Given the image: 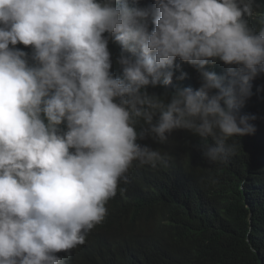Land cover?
Segmentation results:
<instances>
[{
    "label": "trees",
    "instance_id": "1",
    "mask_svg": "<svg viewBox=\"0 0 264 264\" xmlns=\"http://www.w3.org/2000/svg\"><path fill=\"white\" fill-rule=\"evenodd\" d=\"M27 198L43 264H264V0H0V234Z\"/></svg>",
    "mask_w": 264,
    "mask_h": 264
},
{
    "label": "clouds",
    "instance_id": "2",
    "mask_svg": "<svg viewBox=\"0 0 264 264\" xmlns=\"http://www.w3.org/2000/svg\"><path fill=\"white\" fill-rule=\"evenodd\" d=\"M76 72V71H75ZM113 120V118H112ZM114 128V125L111 121L107 119H103L93 123V127L90 129H86L80 133V138L85 141H92L93 144L96 142L103 143L107 140V138L111 135V132ZM101 129H106V132L102 133ZM123 129V128H122ZM124 132L126 130L123 129ZM109 152H113L116 155H120V160L115 163L114 167H121L124 163L129 161V154L123 147L119 146H108L105 145ZM101 154H106V151H102ZM122 168H119V172L121 173ZM85 174L91 175V171L89 169L84 171ZM36 193H40L42 196L43 194L36 190ZM59 195L61 198L65 197L62 184L60 183V190ZM43 198L46 199L44 196ZM5 222L6 224L11 225H20L24 222L34 223L38 228L35 232V235H27L21 229H14L13 233L11 234H0L2 238H16L19 240L18 243L29 253L30 255H34L40 264H43L40 257L35 255L32 252V248L29 247L25 241H28L31 244L39 246L41 249L44 250H54L58 248V239L61 238L63 235L67 234V230L65 228L63 219L56 215L55 212L50 210L43 209L41 204L35 198H27L24 200L23 206V215L19 218L14 216H9L8 213L5 215ZM22 247H17L15 249V253L19 252L21 254V264H24L22 255L27 254ZM0 246V250L4 251L3 257L0 260V264H12L8 262H4V258L8 253H14L13 251L7 250ZM28 249V250H27Z\"/></svg>",
    "mask_w": 264,
    "mask_h": 264
},
{
    "label": "rangeland",
    "instance_id": "3",
    "mask_svg": "<svg viewBox=\"0 0 264 264\" xmlns=\"http://www.w3.org/2000/svg\"><path fill=\"white\" fill-rule=\"evenodd\" d=\"M226 28H227V25L226 26H222L219 30H218V32L219 33H222V34H224L225 33V31H226ZM6 99L8 100V104L10 103V97H8V96H6ZM19 105V104H18ZM102 130V133H104V132H106V129H101ZM9 240V242L10 243H12V244H15V245H17L18 244V246L19 247H22L19 243H18V239L16 238V240L15 239H12V238H8ZM7 243V242H6ZM7 244H9V243H7ZM23 248V247H22ZM5 250V249H4ZM23 250L27 253V251L23 248ZM28 250V249H27ZM14 253H15V250H14ZM20 254V253H19ZM21 255V254H20ZM14 258H16V256H13L12 258L10 257V259H11V261H10V263H12V264H17V260H15ZM22 259H23V262H24V264H40V262H39V260L36 258V257H34V255H30L29 253H27V254H23L22 255ZM19 260H21V256L19 257Z\"/></svg>",
    "mask_w": 264,
    "mask_h": 264
},
{
    "label": "bare ground",
    "instance_id": "4",
    "mask_svg": "<svg viewBox=\"0 0 264 264\" xmlns=\"http://www.w3.org/2000/svg\"><path fill=\"white\" fill-rule=\"evenodd\" d=\"M8 240H9L8 238L0 237V246L3 248H6V249L15 250L17 245L10 243ZM5 241H7L9 244H7ZM13 256H16V258H14V259L17 260V263H21V260H19V257L21 255L19 254V252H16L15 255H12L10 257L12 258ZM10 257L7 260L8 263H10V261H11Z\"/></svg>",
    "mask_w": 264,
    "mask_h": 264
}]
</instances>
